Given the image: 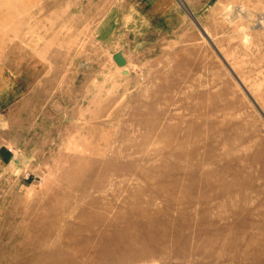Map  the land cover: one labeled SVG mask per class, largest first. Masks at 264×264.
I'll return each mask as SVG.
<instances>
[{
  "label": "rangeland",
  "instance_id": "374dc122",
  "mask_svg": "<svg viewBox=\"0 0 264 264\" xmlns=\"http://www.w3.org/2000/svg\"><path fill=\"white\" fill-rule=\"evenodd\" d=\"M0 264H264V0H0Z\"/></svg>",
  "mask_w": 264,
  "mask_h": 264
},
{
  "label": "water",
  "instance_id": "95a60500",
  "mask_svg": "<svg viewBox=\"0 0 264 264\" xmlns=\"http://www.w3.org/2000/svg\"><path fill=\"white\" fill-rule=\"evenodd\" d=\"M114 59H115V61L120 65V66H124V65H126V63H127V60H126V58L123 56V54L122 53H115L114 54Z\"/></svg>",
  "mask_w": 264,
  "mask_h": 264
},
{
  "label": "crops",
  "instance_id": "0c3cea01",
  "mask_svg": "<svg viewBox=\"0 0 264 264\" xmlns=\"http://www.w3.org/2000/svg\"><path fill=\"white\" fill-rule=\"evenodd\" d=\"M161 1H162V0H153V2H155V3H157V4L161 3Z\"/></svg>",
  "mask_w": 264,
  "mask_h": 264
},
{
  "label": "bare ground",
  "instance_id": "6f19581e",
  "mask_svg": "<svg viewBox=\"0 0 264 264\" xmlns=\"http://www.w3.org/2000/svg\"><path fill=\"white\" fill-rule=\"evenodd\" d=\"M181 2H183V0H180ZM142 251V250H141ZM144 252V251H143ZM132 253V252H131ZM134 253V252H133ZM142 254V253H141Z\"/></svg>",
  "mask_w": 264,
  "mask_h": 264
}]
</instances>
